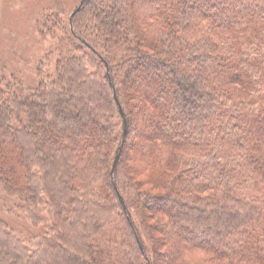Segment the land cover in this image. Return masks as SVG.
Here are the masks:
<instances>
[{
    "label": "trees",
    "instance_id": "obj_1",
    "mask_svg": "<svg viewBox=\"0 0 264 264\" xmlns=\"http://www.w3.org/2000/svg\"><path fill=\"white\" fill-rule=\"evenodd\" d=\"M74 10L0 74V264H264V0Z\"/></svg>",
    "mask_w": 264,
    "mask_h": 264
},
{
    "label": "rangeland",
    "instance_id": "obj_2",
    "mask_svg": "<svg viewBox=\"0 0 264 264\" xmlns=\"http://www.w3.org/2000/svg\"><path fill=\"white\" fill-rule=\"evenodd\" d=\"M80 1L0 0V74L23 75L32 83L37 60L51 46L36 27L40 12L53 8L68 18Z\"/></svg>",
    "mask_w": 264,
    "mask_h": 264
},
{
    "label": "water",
    "instance_id": "obj_3",
    "mask_svg": "<svg viewBox=\"0 0 264 264\" xmlns=\"http://www.w3.org/2000/svg\"><path fill=\"white\" fill-rule=\"evenodd\" d=\"M82 1H83V0H82ZM74 14H75V10L72 11L71 14H70L71 27H73V25H72V18H73V16H74ZM115 97H116V100H117V102H118V104H119V106H120V110H121L122 114L125 116L124 109H123V107H122V104H121V102H120V100H119V97H118L116 91H115ZM126 122H127V120H126V118H125V131H126ZM121 148H122V146H119V148H118V152L116 153V156H115V159H114V166H113V167H115V166L117 165V163H118V160H119V158H120V150H121ZM117 191H118V194H119L120 199H121L122 202H123V205L126 206L125 201H124V197H123L122 193H121L118 189H117Z\"/></svg>",
    "mask_w": 264,
    "mask_h": 264
}]
</instances>
